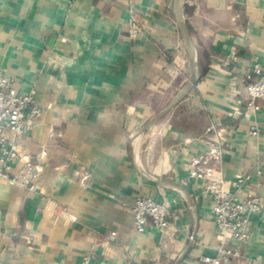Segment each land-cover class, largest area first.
I'll list each match as a JSON object with an SVG mask.
<instances>
[{
	"label": "crops",
	"instance_id": "obj_1",
	"mask_svg": "<svg viewBox=\"0 0 264 264\" xmlns=\"http://www.w3.org/2000/svg\"><path fill=\"white\" fill-rule=\"evenodd\" d=\"M256 64L264 0H0V77L42 110L19 138L5 131L12 174L30 161L35 176L0 181V264H205L222 250L264 264ZM216 178L262 198L244 243L217 230ZM138 197L169 204L165 233L136 230Z\"/></svg>",
	"mask_w": 264,
	"mask_h": 264
},
{
	"label": "built area",
	"instance_id": "obj_2",
	"mask_svg": "<svg viewBox=\"0 0 264 264\" xmlns=\"http://www.w3.org/2000/svg\"><path fill=\"white\" fill-rule=\"evenodd\" d=\"M131 20L136 22V14L131 13ZM254 73L260 81L250 84L247 88L249 111L258 112L264 109V69L256 64ZM11 79L0 77V181H8L20 188L31 186L35 176V166L30 161H24L16 175L12 174L13 164L20 158L14 140L5 135L9 131L14 139L25 134L32 122L41 117L42 110L34 102V91L19 93ZM261 100L262 104H257ZM28 117V122L24 117ZM253 137L264 135V126H254L250 130ZM215 148H218L215 146ZM213 196V215L217 230L223 237L224 244L231 241L244 243L249 239L248 226L252 215L262 209L263 201L259 196L240 199L238 193L226 189L220 178L212 179L206 187ZM135 219L136 230L143 233L151 221L154 228L165 233L170 226L171 210L169 204L159 203L150 197H138L131 206ZM72 220L75 217L71 216ZM116 233L109 238L112 240ZM237 253L222 250L215 258L204 257L205 264H230L231 257ZM81 264H95L92 253H86Z\"/></svg>",
	"mask_w": 264,
	"mask_h": 264
}]
</instances>
